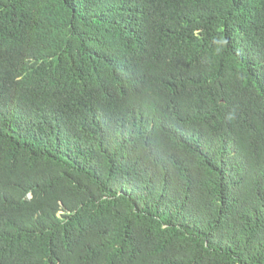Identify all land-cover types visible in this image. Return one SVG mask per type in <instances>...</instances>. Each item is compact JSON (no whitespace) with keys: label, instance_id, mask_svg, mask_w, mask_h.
<instances>
[{"label":"trees","instance_id":"16d2710c","mask_svg":"<svg viewBox=\"0 0 264 264\" xmlns=\"http://www.w3.org/2000/svg\"><path fill=\"white\" fill-rule=\"evenodd\" d=\"M0 264H264V0H0Z\"/></svg>","mask_w":264,"mask_h":264},{"label":"clouds","instance_id":"9594fccd","mask_svg":"<svg viewBox=\"0 0 264 264\" xmlns=\"http://www.w3.org/2000/svg\"><path fill=\"white\" fill-rule=\"evenodd\" d=\"M134 2H127L126 5L123 9L124 12L129 13L132 16L131 20H128L129 23L127 24L128 27V32L130 35H133L140 31L142 28L145 27V21L144 19H138L140 15V10L138 7H130L129 5H133ZM116 11H118L116 9Z\"/></svg>","mask_w":264,"mask_h":264}]
</instances>
